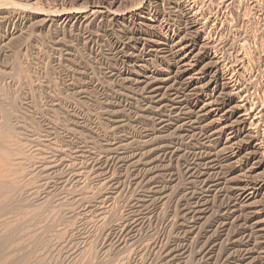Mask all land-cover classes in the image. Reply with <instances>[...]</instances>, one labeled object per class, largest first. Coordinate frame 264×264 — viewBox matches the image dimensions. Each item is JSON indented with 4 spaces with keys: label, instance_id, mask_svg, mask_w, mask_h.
Segmentation results:
<instances>
[{
    "label": "rangeland",
    "instance_id": "374dc122",
    "mask_svg": "<svg viewBox=\"0 0 264 264\" xmlns=\"http://www.w3.org/2000/svg\"><path fill=\"white\" fill-rule=\"evenodd\" d=\"M255 1L151 0L143 17L156 20L155 33L177 41L183 37L187 12H190L202 29V37L211 44V54L220 59L224 75L228 79L231 76V86L237 84L234 89L242 97L239 101L248 111H254L264 108V11L261 2L258 1V8ZM102 2L119 15L143 10V0H0V110L8 113L11 126L9 131L1 122L3 113H0V246L4 247H0V264H229V259L231 263L242 261L244 252L260 241L249 227L258 220L264 221V214L253 215L250 213L254 210H247L249 219L248 223L243 222V227L242 221L235 222L234 217L227 215L231 195L223 189L210 191L199 182L201 178L196 173L207 170L202 161L207 156L205 138L199 130L188 132V127L176 130L171 125L162 134L163 130L157 129L158 111L149 110L154 105L147 103L144 86L137 84L135 71L149 62L147 66L153 73L159 65H168V58H162L159 50V53L147 50L136 18L126 16L123 24L105 18L65 19ZM119 28L136 35L121 38ZM130 79H133L131 83ZM193 98L188 97L187 104ZM144 104L149 107L146 111ZM184 104L178 114L189 111ZM162 115L173 124L179 121L169 108ZM252 115L258 121L253 134H258L257 138L260 135L263 141L260 115L255 111ZM150 119H156V123ZM174 130L179 139L171 134ZM157 136L160 141L144 148L143 141ZM164 145L179 150L178 154L167 156L164 161L159 156L160 146ZM138 158L143 165L138 163L133 167ZM186 160L197 169L194 178L189 179L185 173L183 166L189 164ZM212 173L210 176H215ZM235 176L230 173V178ZM190 181H194L193 185ZM189 192L197 197L189 198L193 195ZM203 200H207V210L196 224L186 210ZM205 221L210 225L207 222L202 225ZM234 222L238 229L234 228ZM17 224H21V229ZM239 224H242L240 229ZM206 240H209L207 243L215 241V250L209 255Z\"/></svg>",
    "mask_w": 264,
    "mask_h": 264
},
{
    "label": "bare ground",
    "instance_id": "6f19581e",
    "mask_svg": "<svg viewBox=\"0 0 264 264\" xmlns=\"http://www.w3.org/2000/svg\"><path fill=\"white\" fill-rule=\"evenodd\" d=\"M168 1V0H167ZM186 1V0H185ZM258 1L261 2L262 5V9L264 11V0H256V6L259 8L258 4H260ZM151 0H143V3H141L143 5V10L142 11H138V12H130V13H125L123 15H119V13L117 14V11H112L110 8L105 7L103 2L98 4V5H93L90 8H87L84 12H79L78 13H73L70 14L69 16H67V19L70 18H74V19H82L84 21L86 20H91L93 18H105L107 20H109L112 23H118L119 21H121V23L123 24L122 20L125 19L126 16H132L134 18L137 19V23L140 29V35L142 36V40L143 42L148 46L149 49L147 50H152V52L154 51H161L163 57L162 58H168V65H159V68H157V70L153 73L150 72V66L148 67L147 65L150 64L148 62L147 65L143 64V65H139L138 70L135 71V77L137 79V84L139 85H143V89L146 92L147 95V103L151 106L154 105L153 107H145L149 110H151V108H154L158 111V113H156V116L158 119V124L159 127L156 128L159 130H163L160 132H163L162 134H164V132H166L169 129V126L174 125L176 126V130H182L186 127L189 128L188 132H194V130H199V132H201V134H203L202 136L205 138V148L204 150L206 151V158L204 156L205 159H203L202 161H204L205 163V168L207 167V170L205 172L203 171H198V173H196V175L198 174L201 178V181L199 180V182L203 185L206 186V188L210 191L213 190H220V192H222V189L224 191H226V193L228 192L229 195H231V203L229 206V212L227 215L234 217L235 222L236 221H242L241 223H248V219L249 217H247L249 213H245L247 210H254L253 212H251L250 214L253 215H259V214H264V139L263 141H261L259 139V136L257 138V135H254L253 131L255 126L257 125L258 121L254 120L255 116L252 115V113L257 112V115H260L259 119L261 120V127L264 129V108L260 107L259 109H255L254 111H248L245 104H241V102L239 100H241V98L239 97V92H237L234 89V86L236 85H232L230 84V77L229 79L226 78V76L224 75V71L222 70V66L220 65V59L219 61L217 59H215V55L211 54V44L209 43V41H207L205 38L202 37L201 34V30L200 27L197 26V24L193 21L192 19V14L190 16V12H187V16L188 18L186 19V26L184 28V32H183V37H180L181 39L179 40H174L171 38H167V36L164 35V37H162L161 35H158L156 32L157 25L156 24V20H147V18L145 19L143 17V12L150 6ZM172 2V0H171ZM170 2V3H171ZM174 2V1H173ZM234 2V1H233ZM165 3V1H164ZM168 5V2H166ZM180 3V2H179ZM152 4V3H151ZM175 4V3H174ZM156 5V4H155ZM159 5V4H158ZM157 5V6H158ZM177 5V4H175ZM179 5V4H178ZM177 5V6H178ZM186 5V4H183ZM153 6V4H152ZM151 6V7H152ZM171 7V6H170ZM154 8V7H153ZM156 8V7H155ZM168 8V7H167ZM173 8V6H172ZM175 8V7H174ZM173 8V10H174ZM184 8V7H183ZM186 8V7H185ZM260 8V9H261ZM150 9V8H149ZM157 9V8H156ZM169 9V8H168ZM192 9V8H191ZM261 9V11H262ZM153 10V9H152ZM157 11V10H155ZM170 11V10H169ZM172 11V10H171ZM170 11V12H171ZM182 10H180L181 12ZM125 12V11H124ZM149 12V11H148ZM176 12V10H175ZM194 12V11H193ZM173 13V11H172ZM178 13V12H177ZM195 13V12H194ZM193 13V14H194ZM263 13V12H262ZM122 14V12H121ZM147 14V13H146ZM170 14V13H169ZM181 14H183L181 12ZM185 14V13H184ZM2 15V14H1ZM152 15V14H150ZM171 15V14H170ZM155 16V15H154ZM175 17H177L176 15H174ZM180 16V15H179ZM178 16V18H179ZM186 16V15H185ZM195 16L196 13H195ZM159 17V16H158ZM194 17V16H193ZM129 18V17H128ZM172 18V16H171ZM195 18V17H194ZM131 19V18H130ZM133 19V18H132ZM157 19V18H156ZM174 19V18H173ZM183 19V18H182ZM64 20V19H63ZM160 20V19H159ZM179 20L181 22V18L177 19L178 23ZM184 20V19H183ZM182 20V21H183ZM125 21V20H124ZM198 21V20H197ZM199 22V21H198ZM197 22V23H198ZM106 23V22H105ZM109 23V22H108ZM160 24V22H159ZM184 24V25H185ZM115 25V24H114ZM161 25V24H160ZM116 26V25H115ZM125 27V26H124ZM136 27V26H135ZM159 27V26H158ZM176 27V26H175ZM203 27V26H201ZM162 28V27H161ZM204 28V27H203ZM120 30H118V35L121 38H127L126 35H136L135 32H131V31H124L122 29H124L122 27L119 28ZM132 29V28H131ZM167 29V28H166ZM165 29V30H166ZM125 30H128V28ZM136 30V29H135ZM138 30V29H137ZM136 30V31H137ZM180 30V28L178 29V31ZM183 30V28H182ZM167 31V30H166ZM177 31V30H176ZM177 31V32H178ZM204 32V31H203ZM168 33V32H167ZM172 35V34H171ZM177 35V34H176ZM175 35V36H176ZM180 36V35H179ZM171 37V36H168ZM140 38V37H139ZM177 38V37H176ZM132 39V37H131ZM130 39V40H131ZM134 39V38H133ZM128 40V39H126ZM129 40V41H130ZM137 41V39H134V41ZM210 40V39H209ZM133 41V42H134ZM141 41V40H140ZM128 42V41H126ZM139 43V42H138ZM127 44V43H126ZM130 44V43H129ZM213 44V43H212ZM131 45V44H130ZM144 45V44H143ZM145 45V46H146ZM134 48V47H133ZM214 48V45H213ZM136 49V48H135ZM245 49V48H244ZM213 50V49H212ZM127 51V50H125ZM130 51V50H129ZM241 52V51H240ZM159 53V52H158ZM157 53V54H158ZM130 54V53H129ZM156 54V55H157ZM133 55V54H132ZM135 55V54H134ZM151 55V54H150ZM153 55V54H152ZM151 55V56H152ZM251 55V54H250ZM136 56V55H135ZM154 56V55H153ZM158 56V55H157ZM129 57V56H128ZM132 57V56H131ZM156 57V56H155ZM161 58V59H162ZM258 58V57H257ZM159 59V58H158ZM260 59V58H259ZM155 60V59H154ZM167 60V59H165ZM243 60V59H242ZM132 61V60H131ZM162 61V60H161ZM241 61V60H240ZM239 61V62H240ZM136 62V61H135ZM142 62V61H141ZM222 62V61H221ZM157 63V62H156ZM160 63V62H159ZM141 64V63H140ZM153 64V63H152ZM243 64V63H242ZM237 65V64H236ZM241 65V64H240ZM153 66V65H152ZM161 66V67H160ZM224 66V65H223ZM235 66V65H234ZM243 67V66H242ZM230 68V66H229ZM235 68V67H234ZM233 68V69H234ZM232 69V70H233ZM240 69V66H239ZM248 69V68H247ZM227 70V68H226ZM154 71V70H153ZM242 71V70H240ZM239 71V73H240ZM248 71V70H247ZM149 73H151V76H148ZM229 73V72H228ZM227 73V74H228ZM243 73V72H242ZM128 74V73H127ZM233 75V74H232ZM130 76V75H129ZM234 76V75H233ZM237 76V75H236ZM242 76V75H241ZM127 77V76H126ZM132 77V76H131ZM240 77V76H239ZM128 78V77H127ZM233 78V77H232ZM242 78V77H241ZM124 80H126L124 78ZM128 80V79H127ZM126 80V81H127ZM131 80L133 81V79H130V83ZM238 80V78H237ZM241 80V79H239ZM234 81V80H233ZM124 82V81H123ZM129 82V81H128ZM237 82V81H235ZM239 82V81H238ZM240 84V83H239ZM242 84V83H241ZM136 85V84H135ZM133 85V86H135ZM138 85V86H139ZM77 86V85H76ZM246 86V85H245ZM127 87V86H126ZM137 88V87H136ZM142 88V87H141ZM125 89V87H124ZM127 89V88H126ZM139 90V89H138ZM140 90V91H142ZM242 90V88H241ZM240 91V89H239ZM81 92V91H80ZM87 94V93H86ZM143 93H141L142 95ZM144 95V94H143ZM145 96V95H144ZM144 96L142 98H144ZM194 97L193 101L191 103L186 102V100H190L188 99V97ZM73 98V97H72ZM88 98V97H87ZM240 98V99H239ZM246 98V97H245ZM74 99V98H73ZM138 100V99H137ZM145 100V99H144ZM145 100V101H146ZM244 100V97H243ZM248 101V100H246ZM141 102V101H140ZM243 102V101H242ZM183 103L186 104V108L189 110L186 113H181L178 114L182 111L183 108ZM184 104V105H185ZM247 105V104H246ZM263 105V104H262ZM169 108L174 114L175 117L177 116L179 118V121H175L176 123L173 124L171 123V120H166V118L162 115V112ZM255 108V107H254ZM257 108V107H256ZM251 109V108H250ZM148 110V111H149ZM257 110V111H256ZM2 110H0V113H3V120L1 122H4V124L7 126V128H9L8 130L10 131V123H9V115L6 112H1ZM111 111V110H110ZM143 111V110H142ZM156 111V112H157ZM140 112V111H139ZM151 112V111H150ZM153 112V109H152ZM151 112V113H152ZM167 112V111H166ZM146 113V112H145ZM168 113V112H167ZM171 113V112H170ZM10 114V113H9ZM110 114V113H109ZM2 116V114H0ZM12 115V114H10ZM108 115V114H107ZM154 115V114H153ZM179 115L184 116V118L179 117ZM256 115V116H257ZM173 116V115H172ZM254 116V117H252ZM144 117V115H143ZM154 118V117H153ZM176 118V119H178ZM2 119V117H1ZM140 119V118H139ZM145 119V117H144ZM156 119H150L151 121L153 120V122H155L154 120ZM257 119V117H256ZM147 120V118H146ZM175 120V119H174ZM156 123V122H155ZM2 124L4 127H2V129H4V131H6V127L5 125ZM154 124V123H153ZM157 124V125H158ZM180 124V125H179ZM116 125V124H115ZM179 125V126H178ZM259 125V124H258ZM1 126V124H0ZM10 126V127H9ZM123 126V125H122ZM154 126V125H153ZM102 127V126H101ZM253 127V128H252ZM130 128V127H129ZM155 128V129H156ZM174 128V127H173ZM259 128V126H258ZM157 129L155 131H157ZM115 130V129H114ZM174 133L171 134H175ZM187 130V129H186ZM256 130V129H255ZM258 130V129H257ZM111 131V130H110ZM113 131V129H112ZM111 131V132H112ZM172 131V130H171ZM12 132V131H11ZM8 132V133H11ZM14 132V131H13ZM108 133V131H106ZM114 132V131H113ZM180 132V131H178ZM187 132V131H186ZM257 132V131H256ZM262 132V131H259ZM264 132V131H263ZM6 133V132H4ZM185 133V132H184ZM18 134V133H17ZM156 134V133H155ZM154 134V135H155ZM160 134V133H158ZM166 134V133H165ZM177 137H178V133L176 132ZM197 134V133H196ZM261 134V133H260ZM12 135V133H11ZM16 135V134H15ZM169 135V134H168ZM182 135V133H181ZM191 135V134H190ZM188 135V136H190ZM264 135V133H263ZM1 136V135H0ZM5 136V134H4ZM8 136H10L8 134ZM31 136V135H30ZM144 136V135H143ZM152 135H150L149 137H151ZM162 136V135H161ZM175 136V135H174ZM192 136V135H191ZM125 137V136H124ZM148 137V136H147ZM153 137V136H152ZM156 137V136H154ZM163 137V136H162ZM165 137V136H164ZM171 137V136H169ZM180 137V136H179ZM175 138L176 139H179ZM183 137V136H181ZM186 137V135L184 136ZM262 137V136H261ZM264 137V136H263ZM262 137V138H263ZM190 137H188L189 139ZM19 139V138H18ZM160 141V138L157 136V138H150L148 141H143L144 143V148H146L147 145L153 143L154 141L158 140ZM162 139V138H161ZM20 140V139H19ZM24 140V139H23ZM184 140V139H182ZM32 141V140H31ZM137 141V140H136ZM17 142V141H16ZM34 142V141H33ZM133 141H131L130 143H132ZM142 142V141H141ZM166 142V141H165ZM36 143V142H35ZM40 143V142H38ZM137 143H139L137 141ZM174 143V142H173ZM20 144V143H19ZM129 144V143H128ZM142 144V143H141ZM154 144V143H153ZM151 144V145H153ZM158 144V143H156ZM167 144V143H166ZM176 144V143H174ZM7 145V144H6ZM31 145V144H30ZM123 145V143H122ZM130 145V144H129ZM172 145V144H171ZM1 146V145H0ZM22 146V145H21ZM42 146V145H41ZM47 146V145H46ZM55 146V145H54ZM180 146V145H179ZM200 146V145H199ZM43 147V146H42ZM124 147V146H123ZM131 147V146H130ZM149 147V146H148ZM158 147V146H157ZM177 147V146H176ZM195 147V146H193ZM6 148V147H5ZM17 148V147H15ZM14 148V149H15ZM40 148V147H39ZM113 148V147H112ZM117 148V147H116ZM121 148V146H120ZM12 149V151L14 150ZM46 149H48L46 147ZM127 149V148H126ZM132 149V148H131ZM154 149V148H153ZM180 149V148H179ZM36 150V149H35ZM55 150V149H54ZM119 150V149H117ZM122 150V149H121ZM158 150V149H157ZM21 151V150H20ZM115 151V150H114ZM142 151V150H141ZM179 151V150H178ZM178 151L173 148V147H168V146H160V152L161 155L159 154V156L165 161V157L167 156H176L178 154ZM44 152V151H43ZM59 152V151H58ZM107 152V151H105ZM111 152V151H110ZM150 153V151H148ZM153 152V151H152ZM201 152V151H200ZM15 153V152H14ZM182 153V151H181ZM199 153V152H198ZM13 154V153H12ZM17 154V153H16ZM26 154V153H25ZM37 154V152H36ZM142 154V153H141ZM144 154V153H143ZM146 154V152H145ZM158 154V153H157ZM149 155V154H148ZM186 155V154H185ZM56 156V155H55ZM136 156V155H135ZM141 156V155H139ZM158 156V157H159ZM179 156V155H178ZM183 156V155H181ZM180 156V157H181ZM51 157V156H50ZM157 157V158H158ZM186 157V156H185ZM197 157V156H196ZM201 157V156H200ZM1 158V157H0ZM42 158V157H41ZM49 158V157H48ZM134 158V157H133ZM142 158V157H141ZM160 158V159H161ZM174 158V157H173ZM182 158V157H181ZM180 158V160H182ZM184 158V157H183ZM195 158V157H194ZM171 159V158H170ZM176 159V157H175ZM185 159V158H184ZM183 159V161H185ZM196 159V158H195ZM194 159V161H195ZM201 159V158H200ZM10 160V159H9ZM40 160V159H38ZM125 160V159H124ZM134 160V159H133ZM178 159V161H180ZM192 160V159H191ZM127 161V160H126ZM141 159L138 158V160L133 162V167L134 165H137L138 163H141ZM159 161V160H158ZM188 161V160H186ZM201 161V160H200ZM52 162V161H51ZM189 164L186 166L184 164V168H185V173L188 176L189 179H191L192 177L194 178V171H197L196 167L192 164H190V160L188 161ZM199 162V161H198ZM4 163V162H3ZM48 163V162H47ZM143 163V162H142ZM141 163V164H142ZM193 163V162H192ZM195 163V162H194ZM14 164V163H13ZM12 164V165H13ZM140 164V165H141ZM202 164V163H201ZM132 165V163H131ZM143 165V164H142ZM161 165V164H160ZM202 165V166H203ZM3 166V165H2ZM199 166V165H197ZM136 167V166H135ZM144 167V166H143ZM171 167V166H170ZM45 168V167H44ZM183 168V169H184ZM199 168V167H198ZM204 168V169H205ZM159 169V168H158ZM164 169V168H163ZM47 170V169H46ZM146 170V169H145ZM199 170V169H198ZM203 170V169H202ZM210 172H213L212 174H214L215 176H210ZM233 172L236 174L235 177L230 178V173ZM149 173V172H147ZM198 176V177H199ZM207 176V177H205ZM222 176V177H221ZM156 177V176H155ZM154 177V178H155ZM197 177V176H195ZM213 177H217L216 179H214ZM151 179L153 177H150ZM149 178V180H150ZM187 178V179H188ZM146 180V179H145ZM147 182V181H146ZM145 182V184H146ZM149 182V181H148ZM151 182V181H150ZM150 182L148 183V185L150 184ZM189 182V180H188ZM191 182V181H190ZM194 182V181H193ZM193 182L192 185H193ZM4 183V182H3ZM1 184V183H0ZM6 184V183H5ZM187 184V183H186ZM151 185V184H150ZM156 185V184H155ZM12 187V186H11ZM143 187V186H142ZM155 187V186H154ZM157 187V185H156ZM3 188V187H2ZM144 188V187H143ZM159 188V187H158ZM187 188V187H186ZM205 188V189H206ZM153 189V188H150ZM194 189V188H193ZM201 189V188H200ZM204 189V190H205ZM206 189V191H207ZM4 190V189H3ZM159 190V189H158ZM158 190H155L158 191ZM190 190V188H189ZM203 190V191H204ZM151 191V190H150ZM154 191V190H153ZM162 191V190H161ZM192 191V190H191ZM200 192V191H199ZM217 192V191H216ZM1 193V192H0ZM152 193V191H151ZM154 193V192H153ZM192 193L193 195L189 196L192 198H195L197 196H194L195 194L193 192H189ZM189 193H187L189 195ZM201 193V192H200ZM199 193V194H200ZM205 193V191H204ZM208 193V192H207ZM155 194V193H154ZM160 194H162L160 192ZM159 194V195H160ZM198 195V193H197ZM200 196V195H199ZM204 196V195H203ZM225 196V195H224ZM163 197V195H162ZM188 197V196H187ZM207 197V196H206ZM9 198V197H8ZM161 198V197H160ZM191 198V199H192ZM202 198V197H201ZM230 198V197H229ZM155 199V198H153ZM258 201H255L257 200ZM85 200V199H84ZM156 200V199H155ZM162 200V198H161ZM188 200V199H187ZM186 200V201H187ZM194 200V199H193ZM198 200V199H197ZM200 200V199H199ZM202 200V199H201ZM19 201V199L17 200ZM190 201V200H189ZM207 201V200H206ZM206 201H202L201 203H193L191 202L190 205H192V203L194 205H192L193 207H187V215L189 216L191 221H195L197 224L198 220H202V215L204 214V212L207 210L206 205L207 202ZM9 204L10 201L8 200ZM7 202V203H8ZM261 202V204H260ZM14 203V202H13ZM187 203V202H186ZM256 203H259L258 205ZM1 204V203H0ZM21 204V203H19ZM23 204V203H22ZM256 204V206L254 205ZM4 205V204H3ZM2 205V206H3ZM5 205H7L5 203ZM16 205V204H14ZM184 205V204H183ZM189 205V204H188ZM9 206V205H7ZM7 206H5V208H7ZM34 207V206H33ZM186 207V206H185ZM15 208V207H14ZM19 208V207H17ZM184 209V207H182ZM21 209V208H20ZM3 210V209H2ZM8 210V209H7ZM12 210V209H10ZM1 211V209H0ZM28 211V210H27ZM209 211V209H208ZM207 211V212H208ZM213 211V210H212ZM227 211V210H226ZM2 212V211H1ZM182 213V212H181ZM180 213V214H181ZM214 213V212H213ZM1 214V213H0ZM215 214V213H214ZM184 215V214H183ZM211 216V215H210ZM215 216V215H214ZM213 216V218H214ZM219 216V215H218ZM226 216V215H224ZM228 216V217H229ZM4 217V216H3ZM37 217V216H36ZM180 217V216H179ZM183 217V216H182ZM208 217V216H207ZM22 218V217H21ZM25 218V217H24ZM28 218V217H27ZM186 218V217H185ZM211 218V217H210ZM213 218H211L210 220H212ZM233 219V220H234ZM264 219V218H263ZM14 220V219H13ZM23 220V219H22ZM34 220V219H33ZM232 220V221H233ZM32 221V220H30ZM118 221V220H117ZM183 221V219H182ZM209 221V220H208ZM208 221L203 222L205 225V223ZM8 222V221H7ZM16 222V221H15ZM34 222V221H33ZM194 222V223H195ZM221 222V221H220ZM226 222V221H225ZM234 222V223H235ZM28 223V222H26ZM116 223V222H115ZM184 223V222H183ZM200 223V222H199ZM198 223V224H199ZM206 223V224H207ZM223 223V222H222ZM227 223V222H226ZM230 223V222H229ZM243 223V227L244 224ZM5 224V223H4ZM9 224V223H8ZM180 224V223H179ZM209 224V223H208ZM225 224V223H224ZM222 224L223 226H226ZM18 225V224H17ZM21 226V224H19ZM19 225L17 226L19 228ZM24 225V223H23ZM22 225V226H23ZM29 225V224H28ZM110 225V224H109ZM210 225V224H209ZM213 225V224H211ZM231 225V224H230ZM236 225V223L234 224ZM1 226V225H0ZM8 226V225H6ZM32 226V225H30ZM182 226V225H181ZM185 226V225H184ZM190 226V225H189ZM194 226V225H193ZM207 226V225H206ZM241 226L242 224H239L238 227ZM49 227H51L49 225ZM203 228H205L204 226H202ZM214 227V226H213ZM9 228V227H8ZM17 228V229H18ZM26 228V227H25ZM190 228V227H189ZM236 229V227H234ZM233 228V229H234ZM250 229H254V232L256 233V236L258 237V239L260 240L259 243H257V245H253L251 249L246 250L245 253V257L244 259L240 262L235 261L232 262L230 261V259L228 260L229 264H264V221H256L255 223H253V225H251L249 227ZM21 229V228H19ZM51 229V228H50ZM195 228L192 227V230H194ZM199 229H202L201 227ZM207 229V228H205ZM202 229V230H205ZM226 229V228H225ZM224 229V230H225ZM240 229V227H239ZM243 229V228H242ZM6 230V229H5ZM196 230V229H195ZM198 230V229H197ZM202 230H198L200 232H202ZM211 230V229H210ZM232 230V228H231ZM230 230V231H231ZM249 230V229H248ZM12 231V230H11ZM17 231V230H16ZM23 231V228H22ZM28 231V230H27ZM190 231V230H189ZM209 230H207L208 232ZM226 231V230H225ZM252 231V230H251ZM15 232V230L13 231ZM193 232V231H192ZM206 232V233H207ZM210 232V231H209ZM208 232V233H209ZM212 232V231H211ZM214 232V231H213ZM216 232V230H215ZM214 232V233H215ZM237 233V230L235 231ZM234 232V233H235ZM241 232V231H240ZM253 232V231H252ZM16 233V232H15ZM25 233V232H24ZM189 233V232H188ZM217 233V232H216ZM235 233V235H236ZM191 234V233H190ZM210 234V233H209ZM212 234V233H211ZM210 234V235H211ZM248 234V233H247ZM41 235V234H39ZM202 235V234H201ZM205 235V234H204ZM209 235V236H210ZM242 235V234H241ZM246 235V234H245ZM244 235V236H245ZM250 235V234H248ZM247 235V236H248ZM255 235V234H253ZM2 236V235H1ZM206 236V235H205ZM207 236V237H209ZM213 236V235H212ZM211 236V237H212ZM216 236V235H215ZM214 236V238H215ZM234 236V235H233ZM243 237V239L246 237ZM17 237V234H16ZM238 237V235H237ZM35 238V237H34ZM189 238V237H188ZM213 238V237H212ZM231 238V237H230ZM234 238V237H233ZM251 238H253L251 236ZM19 239V238H18ZM24 239V238H23ZM42 239V238H41ZM203 239H206L205 237ZM208 239V238H207ZM254 239V238H253ZM34 240V239H33ZM36 240V239H35ZM211 240V239H210ZM220 240V239H219ZM237 240V239H236ZM247 240H250L249 238H247ZM246 240V241H247ZM256 240V239H255ZM10 241V240H9ZM43 241V240H42ZM209 240H206L205 246H207V252L206 254L209 255L210 253H213V250H215L213 247L215 246L214 242H209L207 243ZM239 241V240H238ZM243 241V240H242ZM242 241L240 240V243H242ZM4 242V241H3ZM6 242V241H5ZM17 242V241H16ZM21 242V241H20ZM230 242V241H229ZM233 242V240L231 241ZM235 242V241H234ZM245 242V241H244ZM255 242V241H253ZM258 242V241H257ZM1 243V242H0ZM7 243V242H6ZM13 243V242H12ZM32 243V242H31ZM34 243V242H33ZM207 244V245H206ZM217 244V243H216ZM232 244V243H231ZM234 244V243H233ZM245 244V243H244ZM251 244V243H249ZM255 244V243H253ZM11 245V244H10ZM9 245V246H10ZM241 245V244H240ZM5 246V245H4ZM8 246V247H9ZM37 246V245H36ZM204 246L203 249H205L206 247ZM233 246V245H232ZM2 247V246H0ZM15 247V246H14ZM41 247V246H40ZM4 248V247H2ZM38 248V247H37ZM48 248V246H47ZM166 248V247H165ZM46 249V248H44ZM10 250V249H9ZM19 250V249H18ZM171 250V248H170ZM168 253H172V252ZM173 252L174 249L172 248ZM179 250V249H178ZM209 250V251H208ZM15 251V250H14ZM17 251V248H16ZM177 251V249L175 250V252ZM204 251V250H203ZM241 251V250H240ZM166 252V251H165ZM4 254V252H2ZM15 253V252H14ZM166 253V254H168ZM203 253V252H202ZM219 253V251H218ZM217 253V254H218ZM221 253V252H220ZM243 255L244 253L241 252ZM12 254V253H11ZM20 254V253H19ZM24 254V253H23ZM180 254V253H179ZM222 254V253H221ZM7 254H5V257ZM1 256V255H0ZM11 256V255H9ZM14 256V255H13ZM20 256V255H19ZM166 256V255H164ZM168 256V255H167ZM166 256V257H167ZM172 256V255H169ZM179 256V255H178ZM29 257V256H28ZM213 256H210L209 258H211ZM217 257V255H216ZM220 257V256H219ZM222 257V256H221ZM239 257V256H238ZM2 258V257H1ZM173 258V257H171ZM171 258L169 260H171ZM234 258V257H233ZM29 259V258H28ZM208 259V258H207ZM232 259V258H231ZM238 259V258H237ZM25 260V259H24ZM209 260V259H208ZM43 261V260H42ZM90 261V260H89ZM177 261V260H176ZM225 261V260H223ZM246 261V263H244ZM3 262V260H2ZM6 262V261H5ZM8 262V261H7ZM22 262V261H21ZM25 262V261H24ZM226 264V262H224ZM5 264V263H4ZM9 264V263H8ZM84 264V262H83Z\"/></svg>",
    "mask_w": 264,
    "mask_h": 264
}]
</instances>
